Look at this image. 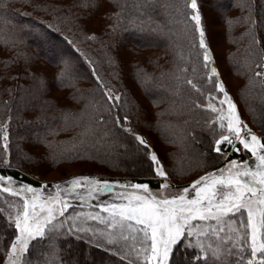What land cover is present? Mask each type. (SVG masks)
Segmentation results:
<instances>
[{
  "label": "trees",
  "instance_id": "trees-1",
  "mask_svg": "<svg viewBox=\"0 0 264 264\" xmlns=\"http://www.w3.org/2000/svg\"><path fill=\"white\" fill-rule=\"evenodd\" d=\"M113 1L116 3L115 9L105 13L110 34H106L107 38L100 41L87 38V45L93 49L87 48L90 52L86 53L61 29L71 30L73 23L83 17L84 11L89 16L94 6L89 0H75L71 2L72 5L63 4V0H36L31 4L30 0H0V43H5L2 49L8 52L0 57V125H7V159L11 161V167L0 164V174L11 175L16 181L37 187L39 183L34 178L39 177L37 175L41 173V169L35 167V157L29 145H37V139L41 138L39 145L45 150L41 156L49 163L84 159L99 169L101 176H109L104 179L148 183L150 188H159L162 179L155 177L150 171L149 162L142 152L137 151L135 142L117 129L113 128L116 135L111 138H92L87 142L78 139L83 132L82 123L96 115V109L99 108L96 102L103 103L91 68L96 69L107 85L114 86L123 95L121 115L129 116L131 127L137 133L142 135L146 130L147 134L155 137L154 140L173 145V152L162 159L166 167L167 162L171 163V169L168 167V170L174 177L170 180L172 183L188 179L182 178L184 176L180 175L181 171H185L184 175L195 170L203 173L224 163L211 152L215 133L208 121L213 114L195 107L196 103L205 102V96L186 83V80L192 79L198 87L204 88L205 93L210 87L203 79L200 60L192 54L191 25L179 22L182 17L178 9L182 7V0H157L148 9L151 13L150 20L148 15L141 18L143 9L137 12L140 7L138 0ZM198 3L203 18L207 17L203 10L208 7L219 14L221 21H225V11L231 6L249 10L240 12L236 19L237 24L238 20L248 21L249 38L248 33L244 37L242 31L239 38H247L245 45H249L241 49L238 47L237 51L229 54L227 60L232 69L247 71L240 97L249 121H243L253 132L258 129L264 133V85H261L260 78H256L249 86L253 71L246 67L251 63L252 69L258 70L255 69V63L262 53L259 52V45L253 41L259 40L258 29L264 32V0H198ZM165 24L167 27H164ZM155 25H159L163 31L155 30ZM94 41H97V45L92 43ZM120 46L155 52L163 50L151 58H145V61L150 60L149 65L142 66V62L135 65L132 73L143 95L151 102L161 103L156 111L157 122L153 125L140 123L139 106L131 100L124 71L122 73L120 69L122 60L120 61L116 52ZM211 50L215 56L213 48ZM30 52L61 68L56 77L62 72L63 76L59 80H53L58 87H71L69 99L75 101L73 105L60 107L47 95L48 86L41 74L43 72H31L24 65ZM62 61L67 62V67ZM116 64L119 65L118 68ZM216 67L220 72L217 59ZM192 68L196 71H183ZM23 78H31L33 81L23 83ZM78 79L90 83L93 89L87 91L78 88L81 87L77 83ZM40 105H43L45 111L36 110ZM34 110L37 113L32 115ZM102 111L107 114L106 105ZM157 153L160 154L159 151ZM246 157V152L239 155L232 152L228 159L244 160ZM88 210L85 207L83 209ZM74 211L81 209L75 208ZM5 218L6 214L0 216V229L4 230V234L0 235V264L5 259L4 242L11 239L12 233L4 224ZM92 226L103 227L96 224ZM58 252L61 253L64 264H121L116 256L91 246L86 235L82 240H77L64 233L53 234L48 241L33 242L27 259L30 264H44V259L48 257L59 259L54 256ZM42 253L45 255L42 256ZM181 253L182 250L175 253L174 264H185V257Z\"/></svg>",
  "mask_w": 264,
  "mask_h": 264
},
{
  "label": "snow or ice",
  "instance_id": "snow-or-ice-1",
  "mask_svg": "<svg viewBox=\"0 0 264 264\" xmlns=\"http://www.w3.org/2000/svg\"><path fill=\"white\" fill-rule=\"evenodd\" d=\"M156 2L138 0L137 12L143 9L141 18L148 15L151 19L148 9ZM94 7L98 9L99 4ZM178 11L182 17L179 22L191 25L192 54L200 60L203 79L210 87L205 93L192 79L186 83L205 96V102L195 107L213 114L208 121L215 133L211 152L223 160L224 167L206 171L172 194L170 180L174 177L162 158L131 127L129 116L121 115L123 95L91 68L103 103L96 102V115L82 123L78 139L87 142L111 138L116 135L113 128L117 129L135 142L137 151L149 162L150 171L163 183L154 192L148 183L109 182L82 175L52 185L50 191L48 185L33 187L0 174V216L6 214L4 224L12 230L11 239L4 242L8 264H30L27 255L33 242L48 241L58 233L77 240L86 235L91 246L116 256L121 264H174L175 253L181 250L185 264H264V139L241 119L221 78L198 0H182ZM154 29L163 31L159 25ZM253 43L259 45L260 41L254 39ZM62 62L67 67V62ZM246 67L253 71L249 86L256 78L264 85V55L255 63L258 70H253L251 63ZM189 70L196 71L183 69ZM62 76L63 72L54 79ZM105 105L106 115L102 111ZM8 142L7 125H0V164L4 167H11V161L5 158ZM41 142L38 138L37 146ZM232 152H246L250 158L229 160ZM3 194L15 199L9 200ZM106 196L111 199H102ZM85 205L88 211H83ZM54 256L59 259L48 257L44 264H64L61 253Z\"/></svg>",
  "mask_w": 264,
  "mask_h": 264
},
{
  "label": "rangeland",
  "instance_id": "rangeland-1",
  "mask_svg": "<svg viewBox=\"0 0 264 264\" xmlns=\"http://www.w3.org/2000/svg\"><path fill=\"white\" fill-rule=\"evenodd\" d=\"M63 4H68L72 5V1L75 0H63ZM91 3L94 4H99L98 9H96L94 6H92L93 11L89 13V16H87V12L84 11L83 17L79 21H75L73 23V27L71 30H63V32H67L66 34L72 38V40L78 44L86 53L87 51L90 52L87 48H91L90 45H87L86 40L89 39V36L95 35L97 41H100L101 39L106 37V34H110V30L108 27V19L105 16V13L111 12L113 9H115V1L113 0H89ZM204 1V0H203ZM36 2V0H30V4ZM41 3V2H40ZM57 3V2H56ZM91 8V7H89ZM202 10H203V4H202ZM205 11L207 17H204V22L205 26L207 29V39L210 45V48H213L215 52V56L217 59V64L219 67V70L221 72V78L223 79L227 90L229 91L233 101L236 103L238 111L240 113L241 119L242 120H248L249 117L247 115V111L242 107L241 105V97H240V92L241 89H243V85L245 82V78L247 77V71L246 70H237V69H232L229 67V61L227 60V57L229 54L232 52L237 51V48H246L248 45H245L246 39L239 38L240 32L242 31V34L244 37L246 36V33H248V38H249V26H248V21L246 19L244 20H238L237 24V16L239 15L240 12H249V10L245 9V11L240 7L237 8L235 6H231L230 8L226 9V19L225 21L220 18L219 14L216 13L215 10L209 9L208 7H205L203 12ZM115 13V12H114ZM112 29V28H111ZM258 31L257 37L259 38L260 44H259V52L264 55V32L262 33L261 31ZM69 32V33H68ZM88 38V39H87ZM107 38V37H106ZM97 41H94V45H97ZM5 43H0V57L5 56L8 54L6 49H2V46ZM93 48H91L92 50ZM134 51V53H133ZM163 50H158L155 52V50H147V49H134L130 46H125V47H118L116 52L119 54L118 58H120V69H122V73L124 71V78L127 83V86L130 90L131 94V100L139 106L140 110V123L141 124H150L153 125L157 122V110L161 107V103H156V102H151L149 101L143 93L139 90L138 84L135 82L134 77H133V68L135 65H149L150 60L145 61V58L147 57H152L155 56L156 53H161ZM128 54V55H126ZM89 55V54H88ZM144 59V61L142 60ZM256 59V57H255ZM146 62V64H143ZM24 65H26L27 68L30 69L31 72L39 74L41 71L43 73V77L47 81V95L49 97L54 99L55 104L57 103L60 107H68L70 105H73L75 101L69 99V93L71 92V87L65 86V87H58L56 82L53 80L58 72L60 71L61 68L59 66L52 65L48 63L47 61L39 58L37 55H34L33 52H30V57L27 60V62H24ZM117 66V64H116ZM119 65L117 66V68ZM146 70H149L151 68H145ZM33 80L31 78H23L21 82L23 83H31ZM84 90H91V85L90 83H86L85 81H82V79H78L77 82ZM77 85V84H76ZM119 94V92H117ZM61 103V104H59ZM63 104V105H62ZM37 111L43 112L45 111L43 105H40L36 109ZM34 110L32 112V115L37 113V111ZM146 129V127H145ZM143 130V129H142ZM149 132V128H147ZM257 132L254 131V133H258V136H261V138L264 136L262 132H260L258 129L256 130ZM151 132V131H150ZM155 133V132H154ZM142 135L148 140V143L152 146L153 149L156 151H159L162 157L164 159L171 151L173 152L174 147L171 144L165 143L163 141H158L157 139L154 140L152 135L147 134V131L144 130ZM29 149H31L32 154L34 155V164L35 167L41 169V173H39L38 178L35 177L39 183L37 187H40L41 185H48L49 190L51 191V186L56 185V184H64L65 181L76 177V176H82V175H90L93 177L100 178L102 180H106L109 182H116V181H110L109 179H104L108 178L109 176H101L100 173L98 172L99 169L93 167L92 165L89 164L88 160L84 159H73V160H60L58 162H53L49 163L44 158H42V154L45 151L43 147L40 145H34L30 146ZM7 154L5 158H8ZM42 158L40 159L39 158ZM198 156V155H197ZM195 156V157H197ZM250 158V154L247 153L246 159ZM244 159V160H246ZM231 160V159H229ZM168 159L166 158V162ZM169 169H171V163L167 162ZM217 167H224V163L221 165L213 167V169H208L206 171L210 172L213 171ZM39 169V171H40ZM206 171L201 173V171L196 170L192 173H189L188 175H184L185 171H181L180 175H183V179L188 178L186 181H181L180 183H171L172 187L170 189V192L172 194H175L179 192L183 187L187 186L190 184L193 180L197 179L200 175H203ZM201 173V174H200ZM154 175V174H153ZM155 176V175H154ZM157 177V176H155ZM111 178V177H110ZM160 178V177H157ZM162 179V178H161ZM19 182V181H18ZM122 182V181H121ZM21 183V182H20ZM163 183V180L162 182ZM24 184V183H23ZM161 185V184H160ZM152 191L156 192L159 191L160 188L154 189L150 188ZM117 191L119 189L117 188ZM4 197H7V194H3ZM7 199L12 200L15 198L12 197H7ZM102 199H111L110 196L102 197ZM85 208H88L87 205H85ZM73 211V210H70ZM3 264H8L7 257L5 255V259L3 261Z\"/></svg>",
  "mask_w": 264,
  "mask_h": 264
}]
</instances>
